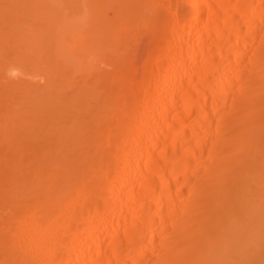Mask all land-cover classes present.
<instances>
[{"label":"bare ground","instance_id":"6f19581e","mask_svg":"<svg viewBox=\"0 0 264 264\" xmlns=\"http://www.w3.org/2000/svg\"><path fill=\"white\" fill-rule=\"evenodd\" d=\"M0 264H264V0H0Z\"/></svg>","mask_w":264,"mask_h":264}]
</instances>
